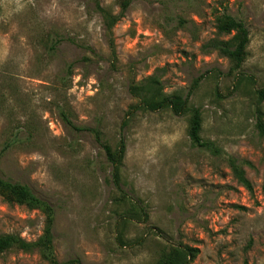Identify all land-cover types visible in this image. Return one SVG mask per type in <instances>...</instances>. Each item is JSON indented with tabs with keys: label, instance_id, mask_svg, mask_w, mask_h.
<instances>
[{
	"label": "rangeland",
	"instance_id": "obj_1",
	"mask_svg": "<svg viewBox=\"0 0 264 264\" xmlns=\"http://www.w3.org/2000/svg\"><path fill=\"white\" fill-rule=\"evenodd\" d=\"M96 5L118 12L115 0H0V178L53 206L59 261L156 264L177 246L192 254L185 264H263L264 139L253 91L264 87V0H130L110 34ZM223 8L248 31L231 72L202 47ZM148 75L181 96L196 80L187 105L214 148L190 143L188 112L131 110L127 85ZM60 111L112 149L122 140L119 187L92 132ZM42 223L40 211L0 198V233L34 240ZM0 264L48 263L12 249Z\"/></svg>",
	"mask_w": 264,
	"mask_h": 264
},
{
	"label": "trees",
	"instance_id": "obj_2",
	"mask_svg": "<svg viewBox=\"0 0 264 264\" xmlns=\"http://www.w3.org/2000/svg\"><path fill=\"white\" fill-rule=\"evenodd\" d=\"M115 1L118 6V12L115 14L110 13L106 8L96 5L104 27L109 34L112 25L122 16L130 3V0ZM214 28L216 36L208 39L202 47L207 50H214L221 57L226 58L229 63L228 72L238 70L244 60L246 54L245 48L248 43V31L245 24L241 20L232 17L223 8L221 12L214 14ZM57 41L58 39L54 42ZM108 45L112 49V40L110 38ZM196 85L197 82L194 80L184 96H181L177 92L166 94L162 91V87L154 75H148L137 83L130 82L127 85V91L136 99V103L133 104L131 110L132 108H141L148 111L168 109L174 114L188 112L187 136L190 143L211 149L213 147L212 143L202 140L199 136L201 119L198 108L187 105V96ZM253 94L256 101L253 109L254 127L257 134L264 139V110L262 109V105L264 106V87L255 89ZM59 115L73 129H86L92 132L95 140L99 142L106 160L111 165L112 182L116 187H119L118 166L121 162L124 149L122 140H119L116 143V147L112 149L108 144L100 142L97 129L73 126L63 111H60ZM213 150L215 151V149ZM228 163L237 182L245 189L250 190V183L244 176L242 168L232 159H229ZM0 198L7 204L23 205L27 209L38 210L43 215L41 232L34 240H25L19 234L13 232L0 233V253L12 249L24 252L34 250L48 264H80L76 258L59 261L54 256L51 242L54 208L50 203L33 194L26 185L2 178H0ZM191 257L192 254H190L189 249L186 251L183 248L174 246L170 247L167 251H163L157 259L156 264H185Z\"/></svg>",
	"mask_w": 264,
	"mask_h": 264
}]
</instances>
